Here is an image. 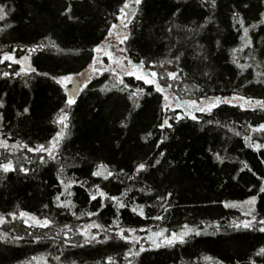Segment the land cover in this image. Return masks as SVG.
Masks as SVG:
<instances>
[{"label": "trees", "instance_id": "trees-1", "mask_svg": "<svg viewBox=\"0 0 264 264\" xmlns=\"http://www.w3.org/2000/svg\"><path fill=\"white\" fill-rule=\"evenodd\" d=\"M125 2L0 0L11 9L0 21V56L12 51L17 59L29 55L31 66L37 70L16 76L15 72L25 64L13 63L9 67L7 61L0 63V100L4 103L0 108L4 117L0 139L9 145L27 144L29 148L47 145L60 130L61 125L53 123L60 109L70 117V134L62 142L56 160L44 154L47 163L40 164L39 156L26 148L0 149V163L11 160L18 168L22 165L29 169L27 174L0 172V214L9 221L0 225V234L9 233L10 241L15 236L23 237L19 241H0V264H41L42 257L47 258V264H108L109 257L115 264H129V260L132 264H251L252 260L264 264V257L256 256L264 247V233L231 226L251 219L245 213L252 206L243 202L252 196L257 197L254 214L264 218V193L259 192L264 185V148L256 151L248 146L264 144V134L249 128L264 123V110H244L233 106L243 103L234 100L210 113L197 111V119L192 120L180 108L164 111L162 95L132 76H124V84L113 88L119 82L109 68L94 75L86 88L79 85L83 90L76 93V104L69 107L63 86L51 79L88 72L96 55L92 50L106 41L111 25L117 24L118 31H125L120 30L118 19ZM69 5L72 11L65 14ZM134 8L136 14L127 29L129 39L122 44L129 59L144 60L148 69L151 62L183 53L179 68L187 75L182 80L169 81L174 84L170 92L198 103L216 96L264 100V0H216L215 7L210 0H142ZM234 13L249 28L248 47H242L243 30L235 24ZM253 24L257 27L252 28ZM49 41L62 51L49 45L35 53L28 52ZM238 48L242 50L235 53L236 60L250 67L241 69L233 63V49ZM165 67L167 71L177 70L176 64ZM152 70L164 72L159 66ZM5 71L11 75L4 77ZM125 85V91H120ZM105 86L111 91H102ZM136 88L143 89L138 108L134 106L137 101L129 99ZM24 108L29 111L24 113ZM176 115L182 118L179 122L169 120L172 128L159 127L165 118ZM148 133L152 135L146 140ZM246 136L252 140L246 142ZM216 153L224 158L223 163L215 158ZM157 159L159 164H155ZM145 162L150 167L137 175L136 166ZM101 163L115 175L108 180L93 176ZM62 179L76 181L69 189L73 195L61 196V200L71 199L76 205L75 216L71 214L73 210L56 207L55 197L64 192ZM96 185L110 196H120L128 190L123 198L128 206L117 211L110 201L99 197L90 200ZM168 193L172 195L165 205L168 211H164L157 197ZM226 202L238 206L225 207ZM135 205H145L147 218L131 211ZM20 211L41 219L53 218L55 223L47 228L29 227L19 218ZM11 212L17 213V219L7 215ZM87 212L99 215L82 214ZM157 215L164 219H153ZM117 217L119 228L114 223ZM93 222L103 225V230H90L101 242L85 244L81 232ZM65 225L72 231L60 232ZM184 225L201 234L187 236L185 243L172 247H152V232L164 228L170 235ZM120 228L137 229L139 243L132 245L120 239ZM125 235L132 234L125 231ZM105 236L112 239L105 241ZM76 244L83 246H72ZM141 245L148 251L134 259L125 258L130 247L138 250ZM56 256L60 259L56 260ZM33 257L37 259L33 261ZM205 257L213 259L207 261Z\"/></svg>", "mask_w": 264, "mask_h": 264}, {"label": "snow or ice", "instance_id": "snow-or-ice-1", "mask_svg": "<svg viewBox=\"0 0 264 264\" xmlns=\"http://www.w3.org/2000/svg\"><path fill=\"white\" fill-rule=\"evenodd\" d=\"M133 3L135 5H140L142 3V0H133ZM211 6L215 7L216 6V0H210ZM247 5H245L246 7ZM11 11V9L8 8V5L6 4H0V21H3L6 19V17L9 15V12ZM72 8L71 5L68 6L66 13H71ZM120 16L118 17V19L120 20V23L122 25V28L125 30L123 32L118 31V25L117 24H112L110 30L108 31V37H113V35H115L116 39L119 40L120 44H124L128 39H129V32L127 31L129 24L132 22V19L135 14H136V8H134L132 6V4L128 3L127 0L124 3L123 7L120 8ZM264 15V14H262ZM69 18H71V16H69ZM233 20L235 22V24H239L240 28H242L243 30V35L240 37V39L242 41H244V44L242 47H248L251 45V38L249 37V28L248 27H244V23L245 21L243 20L242 17H239L238 13H234L233 15ZM261 23H264V20L261 21ZM234 24V26H235ZM8 27H11V25H8ZM252 28L257 27V25L253 24L251 25ZM240 29H237V31H239ZM168 31H171V29H169ZM217 44H219V42H217ZM51 46L52 48H56L59 51H62V49H59L58 46L52 42L49 41V44H38L35 47L29 48L28 52L29 53H35L38 50H43L44 48ZM113 47V45H111L110 43L107 45H98L96 48H94L92 51L96 52V53H100L101 51H104L105 55L110 59L113 60L114 63L117 64L119 71H117L116 69H110L117 77L118 79V84H113V88L119 87V85L124 84V76H132L134 77L136 80H140L143 81L145 84L153 86L154 90L157 93H160L163 97V105H162V109L164 111H175V109H179L182 108L184 110V113L189 115L191 117L192 120H196L197 116L194 114L195 112H211L214 108L219 107L221 104H232V102L235 101H243V103H238L235 104L233 106L235 107H239L241 109L244 110H252V111H257V110H264V100H253L251 98H245L243 96H233L231 98L229 97H208L205 100H202L201 102H197V100H183L181 99L180 96H178L175 91H171L174 88V84L170 83L169 81H178V80H182L184 78V76H186V73H183V69L179 68V61L181 59V56L183 55V53H180L178 55L173 56L172 58H165L163 60L160 61H154L151 62L150 67L148 69H146L145 67V61L144 60H140L139 62L134 63L131 59H129L127 56H116L113 51L111 50V48ZM117 50L120 53H124L127 51L126 48H117ZM242 48H238V49H233V63L237 64V67L241 68V69H245L247 67H250V65H243V64H239L238 61L236 60L235 57V53L238 51H241ZM127 60V65H125L124 61ZM9 62L8 66L11 67L13 63L15 64H25V67L21 69V71L15 72L16 76H20L22 73L27 75L29 73H33V72H37V70L35 68H33L31 66V57L29 55H24L22 58L17 59L16 54L14 51L12 52H4L2 56H0V63H4V62ZM101 61H99L98 59H94L93 63L91 65H89L90 69L92 70V73H99L100 69L96 67L97 63H100ZM171 64H176L177 65V70L176 71H167L166 69V65H171ZM159 66L161 69H164V72L162 73H158L155 70H152V68ZM38 75H43V76H48V73H37ZM11 73L5 71L3 73L4 77H8L10 76ZM77 75H79L80 77L83 78V80L80 82L83 84V87L86 88L88 83L90 82L91 77L89 76V74L87 72H81L78 73ZM205 76L208 75L207 72L204 73ZM165 77L167 79H165ZM51 79H53L57 84H60L63 86L65 92L67 93V100H66V104L70 107L74 104H76V98L75 95L77 92L82 91L83 89L78 85L75 89L73 90H69L68 89V85L70 83L74 82V77L69 74V75H63V76H59V77H51ZM161 81H164V83L162 84ZM261 81H257V83H260ZM128 86L125 85L124 88H120V91H125V89ZM187 85H185V90H187ZM195 87V86H193ZM102 91H111L110 88H108L107 86H105L104 89H102ZM143 95V89L141 88H136L135 91L130 93L129 99H133L134 101H137L134 103L135 107H140L139 103H138V99ZM174 105V107H173ZM4 107V103L2 100H0V108ZM29 110L28 108H24L23 112L27 113ZM23 113H20V115H22ZM182 117L179 115L173 116V117H167L163 120V122L159 125V127L161 129L167 127V128H172V124L169 123V120H175L176 122H179V120ZM3 114L0 113V124H2L3 122ZM70 117L67 111H65V109H60V112L58 113L56 119L53 121V123H57L59 125H61L60 130L58 132H56L55 136L52 137V139L48 142L47 145L45 144H38L32 148H29L27 144H23L21 145L19 142H17L16 144H12L9 145L8 141L5 139H0V149H4L5 151H7L9 148L15 150L17 148L23 147L26 148L29 152H35L38 156H39V163L40 164H45L47 163V160L45 159V155L47 156L48 159L51 160H56L57 156L60 153V147L62 142L68 137L69 133V121ZM123 127H126V124H122ZM249 128L252 132H256V133H261L264 134V123L259 124L258 126H251L249 125ZM152 134L148 133L147 136L145 137V139L147 140L148 137H150ZM236 135H239V133L237 132ZM166 139V137L164 138ZM252 137L250 136H246L245 137V141H251ZM161 143H163V140H161ZM249 147H254L256 151H259L261 148H264V144H260V143H249L248 144ZM0 155H3V153H0ZM161 155H163V153H161ZM215 158L220 161L221 163H223V157L220 156L219 153L215 154ZM32 161L29 160V163H31ZM160 160L157 159L155 161V164H159ZM150 167V165H148L146 162L145 163H139L136 166L135 172L137 175H139L142 172H146L148 170V168ZM245 168H247V164H245ZM243 170V169H242ZM250 170V169H249ZM15 171H20L23 172L25 174H27L29 172L28 168L23 167L22 165L19 166V168L13 164V162L11 160H8L7 163H0V172L3 173H9V172H15ZM34 171V169L32 170ZM64 171L63 167H61L60 169V173L62 174ZM93 176L96 177H101L104 180H108L109 177H112L115 175V173L110 170L108 168L107 165L101 163L99 165H97V170L95 172L92 173ZM134 178V177H132ZM60 183L63 185L64 187V192L60 193L59 195H57L55 197V202H56V207L57 208H61V209H68V210H73L75 209L76 205L72 202L71 199H67L65 198L64 200H61V196H66L70 197L71 195H73L69 189L72 187V185L74 183H76V181L74 180H60ZM81 185H83V182H81ZM141 192H145L144 188L140 189ZM149 192H151V189H148ZM259 192L260 193H264V185H262L259 188ZM128 194V190H125V192H123L120 196H110L108 195L106 192H104L103 190H101L99 185L95 186V190L94 192H90V200L92 201H96L97 198H101L103 200H107L110 201L112 203H114L115 207L117 208V211H119V209H123L126 208L128 205L124 202V197H126ZM172 193H168L167 196H158L157 199L158 201H160V207L164 208V211H168V207H165L168 199L171 197ZM257 201V197L256 196H252L249 200L244 201L243 203L252 206L250 211L246 212L245 215L246 216H250L251 219L248 220H242L239 223H235L233 222V224L231 225L232 227L239 229V228H244V229H256L262 233H264V218L258 219L257 216L254 214L255 212V208L254 205L256 204ZM107 205H101V208L106 207ZM237 204L234 203H225V207H237ZM45 208H47L48 206L45 205ZM131 211L136 213L137 215L141 216V217H146V213H145V205H135L131 208ZM71 214L73 216L76 215V212L73 210L71 211ZM82 214H86L89 216H95V215H99V212H87V213H82ZM8 216L11 217L12 220L17 219V213L16 212H11L7 214ZM19 218L23 220V222L28 225L29 227H42V228H47L50 225H53L55 223L53 218L50 217H45L43 219H41L40 217L31 214L29 212L26 211H20L19 212ZM147 218V217H146ZM153 219L155 220H163L164 217L157 215L155 217H153ZM8 219L4 214H0V225H3L5 223H8ZM114 223L116 224V227L119 228V223H118V217H117V221H114ZM217 227H219V225H217ZM92 228H96V229H101L103 230V225L98 224V223H91L90 225H87L81 232V235L84 236V243L85 244H91L94 241L95 242H101L97 240V235L92 234L91 233V229ZM65 229H67V232H71L72 228L69 225H65L64 228L60 229V232H64ZM143 230V229H142ZM125 231L131 233V236H126L125 235ZM67 232L65 233V235H67ZM137 232V229L135 228H129L127 230L120 228L119 232L117 233L118 237L126 242H128L129 244L135 245L138 244L140 239L139 237H137L135 235V233ZM168 232L167 229H160L157 232H152L150 234L149 239L152 242V247L153 248H160L162 246H168V247H172L177 243L183 244L186 242L185 238L187 236H190L192 234L195 235H200L201 232L195 228H190L188 225H184L182 227V230L179 232H171L170 235H166V233ZM57 235H59V232L57 233ZM23 237L20 236H15L12 237V240H9V233L5 232L0 234V241H4V242H13V241H19L22 240ZM52 239H54V237H52ZM108 239H112L111 236H105V241H107ZM65 244H68V241H65ZM74 247H82L83 245L81 244H76V245H72ZM148 251V249H145L143 247V245H141L139 247V249H135L134 247H130L128 250V253L126 255V259L128 258V256H131L134 258L140 256L141 253ZM256 256H260V257H264V247H261L257 252H256ZM37 258L33 257L32 260L35 261ZM56 260H59L60 257L56 256L55 257ZM213 258L211 257H205V260L207 261H212ZM28 264H32V261H29ZM41 264H47V258L46 257H42L41 258ZM108 264H115L114 260L112 257L108 258ZM129 264H132V260H129ZM213 264H222V262L219 261H213ZM251 264H256L255 260L251 261Z\"/></svg>", "mask_w": 264, "mask_h": 264}, {"label": "rangeland", "instance_id": "rangeland-1", "mask_svg": "<svg viewBox=\"0 0 264 264\" xmlns=\"http://www.w3.org/2000/svg\"><path fill=\"white\" fill-rule=\"evenodd\" d=\"M130 4H132V6L134 7L135 4L133 3V0H131L129 2ZM123 28H121L120 30H122ZM111 44L113 45V47L111 48V50L113 51V53L116 55V56H126L125 53H120L117 48H123V45L119 43V40L116 39L115 35H113V37H108L106 39L105 42H103L101 45H107V44ZM95 59H98L99 61H101L100 63H97L96 64V67L100 69V72L103 71V69L105 68H109V69H116L117 71H119V68L117 66L116 63L113 62V60H110L104 53V51H101L100 53H96L95 55ZM125 65H127V60L124 61ZM147 69V68H146ZM89 76L92 78L94 75H96L97 73H92V70L88 69V72ZM83 80L82 77L78 76V77H74V82L73 83H70L68 85V88L69 90L71 89V87L73 89H75L78 85L82 86L83 84L80 83L81 81ZM243 102V101H241ZM174 107V105H173ZM182 111H184L182 108H180ZM243 205L249 207V205L243 203Z\"/></svg>", "mask_w": 264, "mask_h": 264}, {"label": "water", "instance_id": "water-1", "mask_svg": "<svg viewBox=\"0 0 264 264\" xmlns=\"http://www.w3.org/2000/svg\"><path fill=\"white\" fill-rule=\"evenodd\" d=\"M134 62V61H133ZM134 63H136V62H134ZM240 103V102H239Z\"/></svg>", "mask_w": 264, "mask_h": 264}]
</instances>
